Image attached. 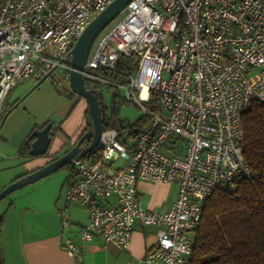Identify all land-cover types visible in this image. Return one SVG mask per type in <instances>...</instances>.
Returning a JSON list of instances; mask_svg holds the SVG:
<instances>
[{"label":"built area","instance_id":"built-area-1","mask_svg":"<svg viewBox=\"0 0 264 264\" xmlns=\"http://www.w3.org/2000/svg\"><path fill=\"white\" fill-rule=\"evenodd\" d=\"M112 1L0 0V114L19 83L38 85L56 71L68 80L77 39ZM119 15L94 40L82 77L122 91L149 123L139 133L102 130L97 147L73 159L65 208L81 204L88 222L63 248L76 264L95 237L125 250L138 223L157 229L145 264H190L208 197L250 176L242 116L264 102V0H132ZM150 98L154 111L144 106ZM139 182L177 185L169 210L142 208ZM60 215L65 231L70 220Z\"/></svg>","mask_w":264,"mask_h":264},{"label":"crops","instance_id":"crops-1","mask_svg":"<svg viewBox=\"0 0 264 264\" xmlns=\"http://www.w3.org/2000/svg\"><path fill=\"white\" fill-rule=\"evenodd\" d=\"M27 84L29 85H25L14 95V100L11 101L10 97H13L15 87L5 99L4 106L13 107L4 120L2 119V123L0 122V158L25 159L20 154V149L34 130H40L48 123L51 124V142L46 155L26 158L28 161L21 163L23 174L10 179L9 184L66 153L86 130V102L71 92L64 75L59 77L55 74L52 80H44L37 87L30 81ZM9 146L14 148L15 152L8 156L3 151ZM28 146L30 149V142ZM66 147L69 148L65 149ZM72 182H67L66 187ZM150 185L158 186L157 190L160 191L176 185L148 182L137 184L142 208L159 212L169 210L177 197V186L167 204L163 206L162 200L150 202L146 197V189ZM4 187L6 186L2 189ZM22 201L24 202L21 204ZM39 208V204L29 205L25 200H21L17 205L12 201L8 208L3 210L5 212H2L3 219L0 224L2 264H76L63 247L66 239L78 242L79 231L88 222L86 209L79 203L69 205L67 208L70 226L64 231L61 228L60 212L64 209L62 206L55 204L49 212L50 218L41 221L37 220ZM156 230L155 227L136 223L133 226L130 245L125 250L112 246L104 247L101 239L95 237L92 242L83 245L80 264H145L147 253L157 240Z\"/></svg>","mask_w":264,"mask_h":264},{"label":"trees","instance_id":"trees-1","mask_svg":"<svg viewBox=\"0 0 264 264\" xmlns=\"http://www.w3.org/2000/svg\"><path fill=\"white\" fill-rule=\"evenodd\" d=\"M128 64V60L119 59L120 70L132 73ZM106 77L124 82V78L116 74L106 73ZM84 84L87 90L95 91L99 100L97 90L103 85L87 81ZM113 95L115 100L116 93ZM146 104L157 108L153 98ZM12 107H3L0 122ZM85 118L89 120L87 110ZM146 120L140 119L138 128L131 131L141 132L148 124ZM242 124L243 158L250 176L240 179L234 191L217 190L208 197L201 219L191 232L190 264H264V102L254 101L243 114ZM108 128L119 129L114 116L105 117L102 130ZM28 144L26 141L20 149L25 159L32 157L28 154ZM88 144L86 140L83 146Z\"/></svg>","mask_w":264,"mask_h":264},{"label":"water","instance_id":"water-1","mask_svg":"<svg viewBox=\"0 0 264 264\" xmlns=\"http://www.w3.org/2000/svg\"><path fill=\"white\" fill-rule=\"evenodd\" d=\"M131 1L132 0L112 1L101 13L91 20L80 37L77 39L72 50V59L70 63L71 71L68 76V84L71 92L76 94L78 97H81L86 102L89 117L86 132L66 153L2 189L0 191V201L13 191L20 189L23 186L42 179L66 165H73L74 158L79 159L97 147L105 117L102 114L100 101L98 100L95 91L92 89L87 90L85 88L82 72L94 40ZM112 98L114 99V95H112ZM113 111L114 110L112 109V113ZM5 117L6 114L4 115L3 120ZM116 122L120 130L126 129L129 126V121H124L120 118H117ZM50 129L51 124L48 123L42 129H36L30 134L27 139V141L30 142V149L28 152L29 156L40 157L46 155L51 142ZM86 140H89V144L86 147L85 152L78 155L82 144Z\"/></svg>","mask_w":264,"mask_h":264},{"label":"rangeland","instance_id":"rangeland-1","mask_svg":"<svg viewBox=\"0 0 264 264\" xmlns=\"http://www.w3.org/2000/svg\"><path fill=\"white\" fill-rule=\"evenodd\" d=\"M119 18L120 15L115 20H118ZM56 74L59 75V77L63 76V72L60 71H56ZM94 74L103 77L106 81L110 80L108 77H104L100 73L95 72ZM28 82L29 80H26L25 82L18 84V86L13 89V97H10L11 101L14 100V95L20 89L25 87V85H29L27 84ZM110 88L111 87L103 85L97 90L102 114L104 115V117L114 116L116 119L120 118L124 121H129L127 130H136L138 128V124L140 123L139 120L144 117L143 110L131 102H126L124 100L122 91L112 90L113 88ZM113 93H116V101L112 98ZM144 106L148 108V110L154 111L151 105L144 104ZM112 109H115L113 113ZM146 119L148 120H146L147 123H149V119ZM87 122V120L84 122V127H86V129L88 127ZM68 148L69 147H66L65 149ZM14 152L15 149L11 146H9V148L6 147L3 151V153H6V155L8 156L10 154L12 155ZM26 161L28 160L12 159L10 157L0 158V191L2 190L3 186L9 185L10 179L12 180V178L23 174L21 163H24ZM75 178L76 175L73 165H66L42 179H39L33 183H30L20 189L13 191L0 201V224L3 219V213L5 212H3V210L8 208L12 201L15 205H17L21 200H25V202L29 205L39 204L40 208L37 215V220L39 221H41L42 219L50 218L49 212L53 210L55 204L58 206H62V208H64L63 210L69 217V208H65L64 191L67 182H72ZM176 186H169V188L160 191L157 190L158 186L150 185V187L146 189V197H148V200L150 202L162 200L163 206H165L169 198L173 195V191ZM18 197L20 198V200H17ZM23 202L24 201H22L21 204ZM78 211H80V209ZM81 211L84 213L83 210Z\"/></svg>","mask_w":264,"mask_h":264},{"label":"flooded vegetation","instance_id":"flooded-vegetation-1","mask_svg":"<svg viewBox=\"0 0 264 264\" xmlns=\"http://www.w3.org/2000/svg\"><path fill=\"white\" fill-rule=\"evenodd\" d=\"M86 142V141H85ZM84 144V143H83ZM83 144H82V146H83Z\"/></svg>","mask_w":264,"mask_h":264}]
</instances>
